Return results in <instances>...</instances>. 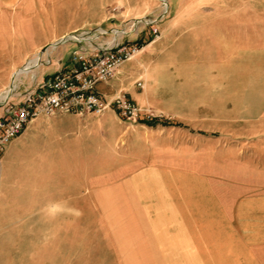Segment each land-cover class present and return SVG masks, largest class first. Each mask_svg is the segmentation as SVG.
<instances>
[{"label":"crops","instance_id":"0c3cea01","mask_svg":"<svg viewBox=\"0 0 264 264\" xmlns=\"http://www.w3.org/2000/svg\"><path fill=\"white\" fill-rule=\"evenodd\" d=\"M188 15L171 20L173 37L157 50L138 35V51L97 83L125 91L142 109L137 122L113 109L38 114L8 140L0 264H70L72 250L86 248L88 208L119 186L128 202L144 195L143 209L127 216L143 219L142 241L126 231L128 241L110 248L146 250V264H264L263 101L248 97L256 88L246 83L200 80L201 66L228 75L246 60L234 54L238 43L223 40L229 18ZM87 21V0H0V85ZM208 36L219 39L207 44ZM69 64L66 55L37 67L38 80Z\"/></svg>","mask_w":264,"mask_h":264},{"label":"rangeland","instance_id":"374dc122","mask_svg":"<svg viewBox=\"0 0 264 264\" xmlns=\"http://www.w3.org/2000/svg\"><path fill=\"white\" fill-rule=\"evenodd\" d=\"M188 13H191L193 17L229 18L232 33L229 37L220 38L229 40L231 43H238V50L233 52L240 54L246 60L244 71L231 72L228 75L209 73V71L221 69L215 64H210L207 67L201 66L200 80L218 82L225 79L232 83L243 82L248 87H255L256 95L248 93V97L262 98L263 105L260 108L264 115V0H87L88 21L54 40L56 43L49 42L50 44L54 43L53 46H47L52 51L51 55L41 56V52L38 50L27 56L19 67L13 69L7 83L0 85V104L12 91H21L25 87L35 85L38 81L37 67L47 66L51 61L59 59L60 56L62 59L66 55L68 57L73 44L83 43L82 41L76 42L73 36L84 35L80 32L88 27L99 26L106 29L107 33L102 35V39L106 40L110 38L113 31L114 33L120 32L116 28L127 31V34L122 35L121 39L132 40L145 33L146 42L152 40L150 41L151 46H148L149 49L157 50L160 45L164 44L163 40H170L173 37L174 26L170 25L171 20L175 17L189 16ZM132 23L134 24L132 25ZM154 26L157 28L156 36H152L150 33L151 27ZM33 35L36 37V33ZM88 35H93V31H90ZM63 37L66 38L60 40ZM218 39L217 36H208L205 42L211 44ZM209 52L213 57L216 56L215 50H209ZM26 63H38V65L20 73V68ZM16 73H20V75L13 80ZM12 84H14L13 89L11 88ZM5 92L8 93L5 94ZM137 193L135 198H138L139 202H128L125 189L122 190V187L119 186L113 192L104 191L102 205L92 203V207L87 211L86 248L80 251L72 250L70 264H146V250L110 248L115 245L114 242L142 241L139 238L143 231V219L127 217L128 213L130 214L129 210L137 212L143 209L144 195L141 190ZM126 231L132 232L129 238H134L133 240L125 239Z\"/></svg>","mask_w":264,"mask_h":264},{"label":"built area","instance_id":"2783aa9c","mask_svg":"<svg viewBox=\"0 0 264 264\" xmlns=\"http://www.w3.org/2000/svg\"><path fill=\"white\" fill-rule=\"evenodd\" d=\"M116 29L120 32L114 33L112 28L113 34L108 40L102 39L107 30L99 26L82 30L80 33L84 35L73 36L76 42L83 43L75 44L69 50L68 67H57L44 74L32 87H25L21 91L14 90L2 101L0 154L8 140L38 114H100L107 109H113L127 122L135 123L140 119L141 107L125 91L117 89L103 92L97 88V83L111 79L118 72L119 65L131 58L141 47L136 39H121L127 31ZM90 31H93V35H88ZM156 31L155 26L151 27L152 36L157 35ZM64 38L66 37L60 40ZM135 83L142 86L139 79Z\"/></svg>","mask_w":264,"mask_h":264},{"label":"bare ground","instance_id":"6f19581e","mask_svg":"<svg viewBox=\"0 0 264 264\" xmlns=\"http://www.w3.org/2000/svg\"><path fill=\"white\" fill-rule=\"evenodd\" d=\"M51 44H49V46H50ZM38 65V63H36V64H31V63H26V64H24L21 68H20V73L22 72V71H24V70H26V69H31V68H33V67H36ZM20 73H16V75H14V77H13V80H15L16 78H18V76L20 75ZM13 85L14 84H12L11 85V88L13 87ZM8 92H5V94H7Z\"/></svg>","mask_w":264,"mask_h":264},{"label":"water","instance_id":"95a60500","mask_svg":"<svg viewBox=\"0 0 264 264\" xmlns=\"http://www.w3.org/2000/svg\"><path fill=\"white\" fill-rule=\"evenodd\" d=\"M54 43H56V41H54ZM49 44H50V43L45 44V45H43L42 47H40L39 52L44 51V50L47 48V46H48Z\"/></svg>","mask_w":264,"mask_h":264},{"label":"trees","instance_id":"16d2710c","mask_svg":"<svg viewBox=\"0 0 264 264\" xmlns=\"http://www.w3.org/2000/svg\"><path fill=\"white\" fill-rule=\"evenodd\" d=\"M148 123H152V121H148Z\"/></svg>","mask_w":264,"mask_h":264}]
</instances>
